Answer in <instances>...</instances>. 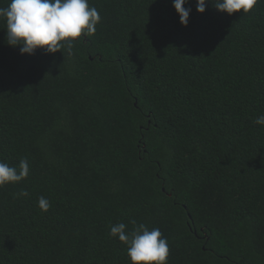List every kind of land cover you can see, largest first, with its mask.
<instances>
[{
  "label": "trees",
  "instance_id": "1",
  "mask_svg": "<svg viewBox=\"0 0 264 264\" xmlns=\"http://www.w3.org/2000/svg\"><path fill=\"white\" fill-rule=\"evenodd\" d=\"M89 4L71 54L21 55L0 21V161L30 167L0 187V264H131L109 231L133 220L167 264H264V0H188L187 26L173 0Z\"/></svg>",
  "mask_w": 264,
  "mask_h": 264
},
{
  "label": "clouds",
  "instance_id": "2",
  "mask_svg": "<svg viewBox=\"0 0 264 264\" xmlns=\"http://www.w3.org/2000/svg\"><path fill=\"white\" fill-rule=\"evenodd\" d=\"M261 0H196V10L204 13L207 4L221 13L232 15L243 11L250 13ZM188 0H173V7L182 26H187L191 8H185ZM0 21L4 23L5 43L16 48L20 54H35L42 49L46 54L62 52L67 47L69 54L74 42L82 35L91 36L101 21L96 7L89 0H8L0 7ZM257 125L264 126V115L256 118ZM30 167L27 158H21L18 165L0 161V187L18 184L27 179ZM17 195L27 197V190ZM40 210L47 212L50 202L41 196L37 202ZM134 228L127 232L123 222L110 226L109 235L126 247L131 264H167L169 245L159 228L151 230L144 224L131 221Z\"/></svg>",
  "mask_w": 264,
  "mask_h": 264
},
{
  "label": "water",
  "instance_id": "3",
  "mask_svg": "<svg viewBox=\"0 0 264 264\" xmlns=\"http://www.w3.org/2000/svg\"><path fill=\"white\" fill-rule=\"evenodd\" d=\"M136 105V104H135ZM163 190V189H162ZM164 191V190H163Z\"/></svg>",
  "mask_w": 264,
  "mask_h": 264
}]
</instances>
